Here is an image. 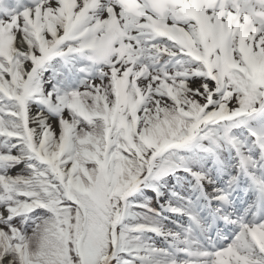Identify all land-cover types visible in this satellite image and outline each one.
<instances>
[{
  "label": "snow or ice",
  "instance_id": "6c2138e0",
  "mask_svg": "<svg viewBox=\"0 0 264 264\" xmlns=\"http://www.w3.org/2000/svg\"><path fill=\"white\" fill-rule=\"evenodd\" d=\"M0 264H264V0H0Z\"/></svg>",
  "mask_w": 264,
  "mask_h": 264
}]
</instances>
